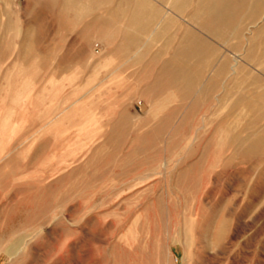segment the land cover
Wrapping results in <instances>:
<instances>
[{"label": "rangeland", "instance_id": "rangeland-1", "mask_svg": "<svg viewBox=\"0 0 264 264\" xmlns=\"http://www.w3.org/2000/svg\"><path fill=\"white\" fill-rule=\"evenodd\" d=\"M135 1L0 0V264H264V0Z\"/></svg>", "mask_w": 264, "mask_h": 264}, {"label": "crops", "instance_id": "crops-1", "mask_svg": "<svg viewBox=\"0 0 264 264\" xmlns=\"http://www.w3.org/2000/svg\"><path fill=\"white\" fill-rule=\"evenodd\" d=\"M203 0H142L131 2L129 10H133L126 24L137 27L136 31L153 34L154 27H168V35L174 37L177 33L192 35L190 21L198 17L204 7ZM204 8H203V7ZM197 15V16H196ZM120 25H125L124 21ZM187 27V28H186ZM189 30V31H188ZM206 31L207 28L205 29Z\"/></svg>", "mask_w": 264, "mask_h": 264}]
</instances>
